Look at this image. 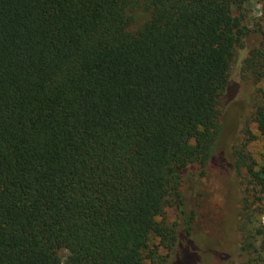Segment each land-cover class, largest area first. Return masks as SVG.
Instances as JSON below:
<instances>
[{"label": "trees", "instance_id": "16d2710c", "mask_svg": "<svg viewBox=\"0 0 264 264\" xmlns=\"http://www.w3.org/2000/svg\"><path fill=\"white\" fill-rule=\"evenodd\" d=\"M251 1L0 0V264H62V250L67 264H143L159 249L184 264L205 218L200 203L185 217L189 186L213 161L241 180L238 218L263 201L264 164L217 152L251 33L239 75L264 81ZM250 121L264 137V88Z\"/></svg>", "mask_w": 264, "mask_h": 264}, {"label": "rangeland", "instance_id": "374dc122", "mask_svg": "<svg viewBox=\"0 0 264 264\" xmlns=\"http://www.w3.org/2000/svg\"><path fill=\"white\" fill-rule=\"evenodd\" d=\"M139 14V13H138ZM145 19H140L142 24ZM246 22L250 29L264 23V0H252L246 7ZM259 41V35L251 33L246 39L245 49L237 54L236 63L231 74V82L235 92L225 105L221 117L222 133L217 146L221 157L230 162L231 149L234 146L243 147L251 156L257 167L264 164V137H260L255 125L250 121L252 107L256 97V89L264 88V81L256 86L250 81L240 78V64L248 50ZM249 135L245 137L244 131ZM190 199L186 201L185 217L193 210L200 214L196 204L202 205L205 218H197L198 222L193 231V239L185 258L184 264H216L211 255H228L235 257L236 264H264V199L260 203H249V209L238 218L242 199L241 180L234 170L213 161L207 168L203 179L192 181L189 186ZM235 210V216L228 215ZM165 219L168 222L176 220V214L169 210ZM161 220V219H159ZM238 228H241L239 231ZM262 234L259 235V233ZM244 242L251 246L247 252L240 254L238 246ZM151 245L159 244L152 240ZM157 251L156 258L146 260L143 264H159L163 252ZM62 264H67V252H59ZM175 255H171L167 264H174Z\"/></svg>", "mask_w": 264, "mask_h": 264}]
</instances>
